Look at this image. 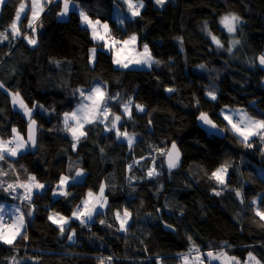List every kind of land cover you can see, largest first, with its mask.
Here are the masks:
<instances>
[{
  "label": "trees",
  "instance_id": "obj_1",
  "mask_svg": "<svg viewBox=\"0 0 264 264\" xmlns=\"http://www.w3.org/2000/svg\"><path fill=\"white\" fill-rule=\"evenodd\" d=\"M143 1L141 17L133 20L122 16L123 24L113 16L116 6L124 10L123 0L79 3L92 19L107 22L116 37L136 34L137 49L142 51L148 44L153 57L161 61L159 65L124 69L112 63L113 53L104 48L98 49L96 62L89 64V49L96 42L81 24L78 11L59 18L60 1L41 14L35 47L22 38L0 43V83L10 92L19 91L29 106L39 103L48 109L34 113L39 126L36 148L28 147L17 157H9L7 163L0 161L5 171L10 163L19 173L27 169L48 185L36 195L34 214L26 218L29 239L19 240L16 249L0 245V264H10L8 258L13 256L21 264H98L100 257H113L111 264H156L157 258L162 264H178L176 255L189 248L188 236L201 250L218 249L226 241L231 246L227 248L229 255L245 260L252 252L264 264V227L257 223L264 221L255 217L248 203L258 194L264 195V158L259 141L256 148L246 149L231 133H209L197 121L204 111L223 126L227 122L219 111L225 105L251 114L264 113V70L252 63L264 52V0H166L161 8L154 0ZM19 3L6 0L2 5L0 31L12 21ZM227 13L242 18L235 35L240 41L234 51L238 64L228 61L229 57L217 51L202 32L207 21L209 30L225 47L228 35L218 21ZM27 22L23 21L24 31H29ZM53 61H59V66ZM200 64L205 69L198 68ZM97 84L106 85L109 95L120 94L119 102H109L112 112L120 114V104L129 98L134 102L133 119L123 117L121 128L134 134L133 150L126 140H118L115 132L103 130L111 126L108 121L86 126L87 138L82 139L77 151L71 149V136L63 131V113L81 102L75 89L87 91ZM169 87L176 91H165ZM211 88L216 89V101L205 95ZM194 98L199 99V106ZM135 104L144 105L146 111H136ZM28 123L22 110L15 108L8 93L0 89V138L11 139L12 127L25 137ZM172 141L182 152V163L168 172L165 164L160 168V158L149 145L169 147ZM152 157H157L155 167L161 174L151 180L140 179L153 166ZM134 159L140 164H134L129 172L128 165ZM225 160L232 164L230 188L243 186L244 204L229 190L221 196L213 194L216 185L207 174ZM79 168L85 174L81 181H72L68 189L72 195L53 196L51 189L59 176H74ZM16 175L10 172L4 179L10 183ZM130 176L134 177L131 182ZM100 183L109 185L106 195L110 206L89 227L72 221L68 231L75 230L76 239L67 242V233L60 236L48 215L58 212L70 217L88 190L98 191ZM6 202L23 204L0 193V204ZM260 206L264 208V204ZM124 208L132 213L126 233L116 231L114 216ZM101 219L113 227L101 225ZM161 221L175 230H165Z\"/></svg>",
  "mask_w": 264,
  "mask_h": 264
},
{
  "label": "snow or ice",
  "instance_id": "obj_2",
  "mask_svg": "<svg viewBox=\"0 0 264 264\" xmlns=\"http://www.w3.org/2000/svg\"><path fill=\"white\" fill-rule=\"evenodd\" d=\"M59 0H30V3H26L25 0H20L19 6L16 8L15 16L12 21L0 31V43L6 40L23 39L27 41V44L35 47L38 44L36 34L38 28L42 26L38 22L41 20V14L44 13L47 4L58 3ZM6 3V0H0V5ZM155 5L163 6L166 0H154ZM123 4L127 5V12L130 14V19H136L141 17V10L145 7L143 0H123ZM79 12L80 22L86 26V30H90L91 38L94 42V46L89 49L88 63L94 64L97 60V52L99 48H104L113 53L112 63L127 69L130 66H146L151 67L153 65H159L161 61L156 60L148 44L143 45L142 51L137 49L138 36L132 34L127 38H118L114 35L112 29L107 22H102L100 19H92L88 12L85 10L83 4L79 3V0H62V8L57 15L63 17L70 12ZM30 12V16H29ZM27 20V29L24 31L23 21ZM125 21L120 20L119 23L123 24ZM218 23L225 30L229 36H233L239 29V25L242 23V18L235 13H227L220 17ZM205 34L211 38L213 44L217 49H224V44L221 39L214 35L208 28V22H204L202 29ZM181 41V50L182 40ZM240 41L233 38L230 41V46L226 50L229 54L233 53V48L239 45ZM59 66V61H53ZM254 66H258L261 70H264V52H262L255 61L252 62ZM200 69H205L204 64L197 66ZM0 89L4 90L11 97V103L14 107H18L22 110L25 117L28 118L27 138L21 135L20 130L16 127H12L11 139L0 138V161L8 162L9 157H17L23 151H26L29 146L35 148L37 146V131L39 126L36 119H34V113L37 109L41 112H47L48 109L39 103H33L29 106L25 99L21 96L19 91L10 92L5 88L3 83H0ZM78 92L82 97L81 102L75 109L70 112L63 113V131L67 132L71 136V149L77 151L78 145L82 139H86L88 135V128L86 126H95L96 124H103L105 121L110 123V127L106 126L103 130L105 132H115L116 138L119 140L123 138L127 141L129 150H133L136 140L134 134H129L126 129L121 131L123 127V117H127L129 120L133 119V101L129 98L126 102L120 104L122 112L117 114L110 110V101L119 102L120 94L115 96L109 95L106 85L97 84L91 89L85 91L82 88L74 90ZM165 91L172 93L175 92L174 88H166ZM205 95L211 100L216 101L218 99L216 89L211 88L205 92ZM195 99L196 106H199V99ZM87 101L88 103H84ZM252 103H255L254 101ZM135 110L138 112H145L146 108L142 104H135ZM220 115L227 123L220 126L217 124L207 112L200 111L197 116V120L202 125L208 126L210 129L219 132L220 134L231 133L236 142L246 149H254L257 147V140L259 141V152L262 158H264V113L256 115L249 113L248 110L243 108H232L229 105H225L221 108ZM151 124V120L149 121ZM152 151H155L160 158V168L164 163L167 164L169 172L177 169L181 166V151L178 148L175 141L171 142L170 147H158L155 145H149ZM104 149L101 148L103 153ZM146 160L147 157H141ZM153 166L149 167L146 171V175L140 177V179L151 180L158 177L161 173L155 167L157 157H152ZM139 165L140 161L133 160V164L128 165V171L131 172L133 165ZM23 167V166H21ZM232 164L225 160L214 171L207 174V179L214 181L216 187L213 189V194L216 196L223 195L225 190L234 192L236 198L240 200L241 204L245 203V194L243 186L239 188H230V168ZM72 168L69 167V173L72 172ZM10 172H16L17 175L12 182H7L5 177ZM85 174L84 169L79 168L75 171V175L62 174L59 176L55 186L51 189L53 196H63L68 198L72 195L68 189L72 187V181ZM134 177L130 176L129 181ZM131 186V184H130ZM48 185L41 183L37 176L28 172L27 169H23V173H19L9 163L8 171H5L3 167H0V193L11 196L13 200H20L22 205L15 206L14 210L8 212L4 204H0V245H8L12 249L18 247L19 240H28L26 218L31 217L34 214L35 197L39 192L46 190ZM109 185L107 183H100L98 191L91 189L86 193V197L81 199V202L72 210L71 216L66 217L58 212H52L48 215V220L53 225H56L60 236H64L67 233V240L75 242V230L69 232L68 226L72 221H79L81 227H89L98 216L103 215L104 209L108 208L109 198L106 195V190ZM161 187H163L161 185ZM251 210L254 212L255 217H259V221H264V208L260 205L264 204V195L258 194L248 202ZM167 207V205H165ZM24 209H31L25 211ZM159 211V210H158ZM151 215V214H149ZM115 220L119 222V227L116 229L118 232H128L130 229V220L132 219V213L128 208H124L123 212L116 211L114 213ZM101 225H107V227H113L112 224H107L106 220L101 219L99 221ZM258 226L264 227V224ZM168 227L175 230L172 225L166 224ZM189 241V248L187 252L178 253L177 256L181 261V264H213V262H219V264H262L252 252H248L247 258L241 262L236 256L229 255L227 248L231 247L228 243L222 242L219 250L212 249L202 252L200 247L195 243L191 236L187 237ZM10 264H21V261L17 260L15 256L8 258ZM27 259H33L31 257ZM113 257H100L98 258V264H111ZM156 264H162L160 258H157Z\"/></svg>",
  "mask_w": 264,
  "mask_h": 264
},
{
  "label": "rangeland",
  "instance_id": "obj_3",
  "mask_svg": "<svg viewBox=\"0 0 264 264\" xmlns=\"http://www.w3.org/2000/svg\"><path fill=\"white\" fill-rule=\"evenodd\" d=\"M60 1V5L62 6V0H59ZM144 2V1H143ZM48 6H50V4H47L46 5V7H45V10H48L49 9V7ZM157 6V5H156ZM1 7H2V5H0V10H1ZM157 7H159V8H161V6H157ZM61 11V10H60ZM59 11V12H60ZM113 16H114V18L116 19V20H122L121 18H122V16H128V17H130V14L127 12V5H125V8H124V10H121V11H119V9H118V7L116 6L115 7V9H114V14H113ZM227 35H228V40H229V42L227 43V45L225 44V47H224V49H227L229 46H230V41H231V39H233V38H235V39H237L236 38V33L233 35V36H229V34L225 31V30H223ZM202 32L205 34V32L202 30ZM205 36L206 37H208L206 34H205ZM209 39H210V41H211V38L210 37H208ZM212 42V41H211ZM215 45V44H214ZM237 46L238 45H236L234 48H233V53L230 55L226 50H224V49H217L216 48V50L217 51H222V53H224L225 55H227L228 57H229V60L228 61H232L231 63H236V64H238V62L237 61H239V57H237L236 55H235V49L237 48ZM144 69H146V67L144 68ZM262 86L264 87V79H263V81H262ZM231 107V106H230ZM15 108H18V107H15ZM223 108V107H222ZM232 108H240V107H232ZM220 111H221V109H220ZM220 111H219V113H220ZM198 121V120H197ZM198 123L207 131V132H209V133H215V134H220L219 132H216L215 130H212V129H210L208 126H206V125H202V123L200 122V121H198ZM121 139H123V138H121ZM131 164V163H130ZM75 175V174H74ZM82 178H83V176H81V177H79V178H77V180H75L74 182H79V181H81L82 180ZM42 183V182H41ZM43 192V191H42ZM57 197V196H56ZM4 205H12V203H9V202H6V203H4ZM11 209H12V207H11ZM123 211H121V213H122ZM117 226L119 227V222L117 221ZM71 231H73V230H70V232ZM75 239H76V236H75ZM67 242H69L68 240H67ZM70 243V242H69ZM72 243V242H71ZM220 248H218V249H215V250H219ZM209 250V249H208ZM208 250H201L202 252H206V251H208ZM177 256V255H176ZM232 256H234V255H232ZM244 260H241V262H243ZM178 264H181V261H179V263ZM213 264H219V262H213Z\"/></svg>",
  "mask_w": 264,
  "mask_h": 264
},
{
  "label": "water",
  "instance_id": "obj_4",
  "mask_svg": "<svg viewBox=\"0 0 264 264\" xmlns=\"http://www.w3.org/2000/svg\"><path fill=\"white\" fill-rule=\"evenodd\" d=\"M27 129H28V124H27V126H26V130H25V139L27 138ZM37 135V134H36ZM171 145V144H170ZM178 146V145H177ZM170 147V146H169ZM29 148L31 149V150H34L35 148H33V147H31V146H29ZM179 148V147H178ZM181 151V150H180ZM181 161H182V152H181ZM165 164V168L167 169V171L169 172V170H168V168H167V164L166 163H164ZM178 169V168H177ZM177 169H174V170H177ZM174 170H172V171H174ZM162 225H163V228L165 229V230H171V231H173L172 229H170V228H168V227H165V225H166V223L163 221L162 222Z\"/></svg>",
  "mask_w": 264,
  "mask_h": 264
},
{
  "label": "crops",
  "instance_id": "obj_5",
  "mask_svg": "<svg viewBox=\"0 0 264 264\" xmlns=\"http://www.w3.org/2000/svg\"><path fill=\"white\" fill-rule=\"evenodd\" d=\"M26 1V0H25ZM28 1V2H27ZM26 1V3H30V0H27ZM61 8H62V6H61ZM61 10V9H60ZM79 13V12H78ZM29 16H30V12H29ZM67 17V15L66 16H63V17H59L60 19H64V18H66ZM140 65H136V66H130V67H139ZM84 103H88L87 101H84ZM77 107V106H76ZM75 107V108H76ZM74 108V109H75ZM85 197H86V195H85ZM6 206V205H5ZM15 206H17V205H12V206H10V207H6V209H7V211L8 212H11V211H13L14 210V208H15ZM11 207H12V209H11ZM187 252V251H186Z\"/></svg>",
  "mask_w": 264,
  "mask_h": 264
},
{
  "label": "bare ground",
  "instance_id": "obj_6",
  "mask_svg": "<svg viewBox=\"0 0 264 264\" xmlns=\"http://www.w3.org/2000/svg\"><path fill=\"white\" fill-rule=\"evenodd\" d=\"M163 221H161V223H162Z\"/></svg>",
  "mask_w": 264,
  "mask_h": 264
},
{
  "label": "built area",
  "instance_id": "obj_7",
  "mask_svg": "<svg viewBox=\"0 0 264 264\" xmlns=\"http://www.w3.org/2000/svg\"><path fill=\"white\" fill-rule=\"evenodd\" d=\"M49 7V6H48Z\"/></svg>",
  "mask_w": 264,
  "mask_h": 264
}]
</instances>
